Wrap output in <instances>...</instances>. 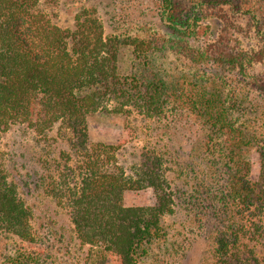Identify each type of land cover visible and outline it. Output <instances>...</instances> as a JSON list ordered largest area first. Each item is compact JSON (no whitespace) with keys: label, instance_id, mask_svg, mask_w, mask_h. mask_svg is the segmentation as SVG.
<instances>
[{"label":"trees","instance_id":"trees-1","mask_svg":"<svg viewBox=\"0 0 264 264\" xmlns=\"http://www.w3.org/2000/svg\"><path fill=\"white\" fill-rule=\"evenodd\" d=\"M156 1L168 38L157 34L141 40L104 36L93 12L82 11L73 29L65 30L50 21L41 0H0V129L23 124L39 137L55 124L66 125L77 141L79 164L73 185L60 177L65 190L59 198L68 209L76 240L95 249L100 261L110 258V264H139L163 239L162 217L172 213V197L159 156L146 155L136 178L127 177L115 163L118 146L89 139L87 117L112 101L148 116L160 113L170 99L168 92L179 102L181 94L172 91L155 65L156 55L167 45L184 57L222 69L264 67V17L256 13L252 0ZM210 19L219 25L216 35L194 51L188 39L201 30L198 23ZM240 38H254L255 47L243 48ZM127 47L133 56L128 70L121 64ZM255 88L264 96V79H257ZM194 103L209 127L221 134L224 151H239L244 142L228 121L219 93ZM260 169L253 181L236 170L220 195L217 264H264V223L258 220L248 227L234 216V207L238 214L241 208H264V164ZM129 197L138 200L130 203ZM29 214L17 186L0 175V227L14 233L26 253L8 264H46L32 244ZM243 239L253 243L245 245Z\"/></svg>","mask_w":264,"mask_h":264},{"label":"rangeland","instance_id":"rangeland-1","mask_svg":"<svg viewBox=\"0 0 264 264\" xmlns=\"http://www.w3.org/2000/svg\"><path fill=\"white\" fill-rule=\"evenodd\" d=\"M252 1L256 13L264 17V0ZM40 6L53 24L65 30L73 29L82 11H89L98 18L106 37L146 40L159 34L168 38L156 0H41ZM198 26L201 30L187 42L194 51L204 48L219 28L213 19ZM240 39L243 48L255 47L257 42ZM169 46L156 55L155 65L172 91L181 94L180 101L171 99L175 93L168 92L170 99L154 116L107 102L87 117V134L91 141L118 146L116 166L129 178H136L146 155L162 159L173 211L162 217L163 239L152 245L139 264H217L214 238L221 226L220 195L236 170L253 181L264 164V96L255 88L257 79H264V67L246 64L241 70L222 69L184 57ZM131 51V47L123 49L121 64L127 70ZM213 93H219L228 121L241 134L244 143L237 152L224 151L221 134L209 127L194 103ZM72 137L64 124H55L39 137L23 124L0 129V175L17 186L29 209L32 244L41 250L43 263L110 264V258L100 261L95 249L76 240L68 209L59 198L60 177L73 185L78 174L77 141ZM54 185L58 186L53 189ZM127 200L135 203L138 198ZM241 212L234 207V216L248 227L258 220L264 223L260 206L241 208ZM243 241L249 246L253 243ZM255 252L263 254L258 248ZM19 254L26 253L15 234L0 227V264H8Z\"/></svg>","mask_w":264,"mask_h":264}]
</instances>
